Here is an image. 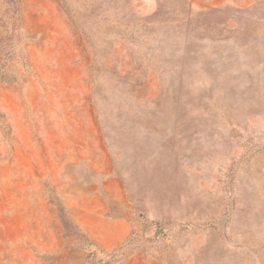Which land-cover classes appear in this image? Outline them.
Segmentation results:
<instances>
[{"label":"rangeland","instance_id":"rangeland-1","mask_svg":"<svg viewBox=\"0 0 264 264\" xmlns=\"http://www.w3.org/2000/svg\"><path fill=\"white\" fill-rule=\"evenodd\" d=\"M0 264H264V0H0Z\"/></svg>","mask_w":264,"mask_h":264}]
</instances>
